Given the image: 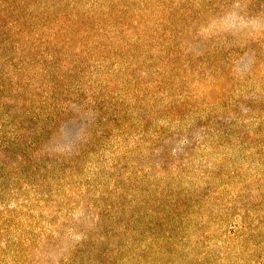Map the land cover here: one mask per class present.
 Here are the masks:
<instances>
[{
  "label": "rangeland",
  "instance_id": "rangeland-1",
  "mask_svg": "<svg viewBox=\"0 0 264 264\" xmlns=\"http://www.w3.org/2000/svg\"><path fill=\"white\" fill-rule=\"evenodd\" d=\"M0 264H264V0H0Z\"/></svg>",
  "mask_w": 264,
  "mask_h": 264
},
{
  "label": "trees",
  "instance_id": "trees-1",
  "mask_svg": "<svg viewBox=\"0 0 264 264\" xmlns=\"http://www.w3.org/2000/svg\"><path fill=\"white\" fill-rule=\"evenodd\" d=\"M157 248V247H156Z\"/></svg>",
  "mask_w": 264,
  "mask_h": 264
}]
</instances>
